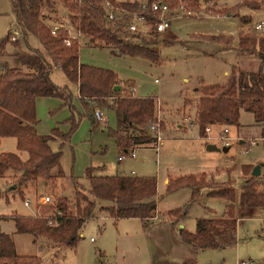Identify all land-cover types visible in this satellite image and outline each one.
Returning <instances> with one entry per match:
<instances>
[{"label":"rangeland","instance_id":"1","mask_svg":"<svg viewBox=\"0 0 264 264\" xmlns=\"http://www.w3.org/2000/svg\"><path fill=\"white\" fill-rule=\"evenodd\" d=\"M245 1L200 0L196 8L183 1L181 4L187 8L172 9L174 13L167 16L171 21L170 30L153 37L157 42L156 60L114 54L108 46L90 45L79 38L80 61L113 70L121 82L116 92L121 94V89L126 88L127 92L132 91L137 96L157 99V115L166 125L161 129L160 120L156 125L161 129L159 132L164 142L159 148L157 144V147L136 149L135 158L124 155L110 135V130L118 127L116 112L101 108L106 120L96 119L93 124L79 99L76 86L68 81L61 68L54 67L52 80L59 86L70 87L72 105L64 103L60 97H39L36 128L41 135H51L54 128H59L64 134L69 133L65 143L59 137L50 141L54 151L62 152L52 175L62 172L64 176L55 181L54 177L38 179L19 191L13 177L17 172L10 169L0 175V230L12 235L18 254L38 255L41 264H183L184 259L190 257H195L198 264H238L249 259L264 264V206L250 208L240 202L244 182L256 166H261V174L257 178L259 189L264 190L262 127L256 123L253 113L243 110L239 127L217 124L213 127L215 136L208 131L201 136L199 127L191 123L196 115L195 105L186 104L194 99L195 89L202 83H225L234 66L242 71L264 72V64L259 58L242 52L238 46L243 29L264 34V29H255L257 24L264 25V6L254 9L241 5ZM249 1L251 5L260 2ZM54 5L58 8V18L49 17L46 22L70 27L77 35L68 10L58 0ZM243 18H250L251 23L245 25ZM147 27L144 26L141 32L151 37ZM14 29L11 0H0V39ZM223 36L232 38L228 46L218 40ZM29 44L47 54L37 36L30 35ZM8 49L11 51L13 47L10 45ZM13 64H20L19 60L14 59ZM72 106L80 116L76 128L69 120ZM95 111L96 107L94 117ZM226 141L229 150L224 152L221 147ZM208 144H216L221 149L208 150ZM4 152L17 153L23 160L29 156L27 151L17 148V139L12 136L0 137V154ZM120 156L125 160L119 161ZM90 166L101 167L98 173L103 175H132L135 171L134 175L156 177L159 219L145 222L137 218L115 220L96 209L82 228L81 238L74 247L59 248L46 238L36 242L33 235L17 232L12 215L52 213L58 196L74 198L76 181L90 186L85 176ZM244 166L251 168L248 175L244 173ZM185 175H204L210 185L201 190L197 202L191 203L192 190L189 187L168 190L171 179ZM167 177L170 179L166 183ZM227 182H231L237 192V242L196 251L182 239L180 231H195L197 221L202 218L223 217L227 201L209 197L208 192L214 184ZM45 196H50L51 201L42 204ZM28 198L33 202L30 206L25 205ZM185 207H188L187 217L174 225L169 220L170 211Z\"/></svg>","mask_w":264,"mask_h":264},{"label":"trees","instance_id":"2","mask_svg":"<svg viewBox=\"0 0 264 264\" xmlns=\"http://www.w3.org/2000/svg\"><path fill=\"white\" fill-rule=\"evenodd\" d=\"M55 0H11L15 16V29L0 39V137L12 136L17 139V148L28 152L23 160L17 153L0 154V175L7 170L17 172L13 175L17 188L28 186L38 179L62 178L52 171L61 160L62 152L54 151L50 141L56 137L67 142L69 133H62L54 128L51 135H41L37 131L36 103L39 97H60L64 103L72 105V92L68 85L59 86L52 80L54 67L61 68L68 81L78 89V96L93 124L96 123L93 111L113 109L116 112L118 127L110 130L116 146L124 155H129L139 147L156 146L159 130L165 127V121L157 115V99L153 96L141 97L126 88L121 94L115 90L120 86L118 75L110 69L95 67L80 61L79 38L90 45L108 46L114 54L143 56L158 59L155 49L157 42L153 38L158 35L155 24L158 14L153 4L163 2L171 9L196 8L200 0H143L128 2L124 0H58L69 12L72 27L79 38H71L66 44L70 31L65 26H54L46 22L49 17L58 18ZM111 4V8L106 3ZM259 9L264 0L251 5L246 0L241 5ZM109 9L116 14L115 20L108 19ZM135 14L144 15L147 31L130 34L129 25ZM245 25L251 23L250 18H243ZM56 27V28H55ZM18 36L15 37V33ZM35 35L45 48L47 54L29 44V36ZM15 37V39H13ZM228 46L231 37H221ZM13 49L9 51L8 47ZM239 49L244 53L258 54L264 64V34L241 31L238 40ZM18 59V65L13 60ZM187 105L196 108L195 118L191 123L198 126L200 135L206 134L211 125L240 126L243 110L254 114L255 121L262 127L264 137V72L242 71L233 67L227 81L222 84L206 85L202 83L195 89L194 99ZM73 107V106H72ZM191 119V118H190ZM76 128L80 116L71 109L69 118ZM160 120L161 129L153 130L152 126ZM250 166H244L246 175ZM101 167L90 166L85 176L90 186L86 187L76 181L75 196L69 199L58 196L52 206V213L39 215L14 214L17 232L28 233L37 242L46 238L59 248L74 247L81 238L82 228L96 209L115 220L137 218L143 222L157 216V178L138 175H103L98 172ZM259 179L250 175L246 178L240 202L245 207L264 206V190L259 189ZM210 186L204 175H185L170 181L168 190L174 191L182 187L192 190L191 203L199 201L201 190ZM209 197H220L227 201L223 217L202 218L197 221L195 231L181 229L182 239L196 249L219 248L236 243L238 228L236 218L237 192L231 182L214 184L208 192ZM188 207L179 208L169 213V220L175 225L185 219ZM10 217V216H9ZM0 264H41L38 255H20L17 252L14 238L0 230ZM183 264H198L196 259H185Z\"/></svg>","mask_w":264,"mask_h":264},{"label":"built area","instance_id":"3","mask_svg":"<svg viewBox=\"0 0 264 264\" xmlns=\"http://www.w3.org/2000/svg\"><path fill=\"white\" fill-rule=\"evenodd\" d=\"M106 6L111 8V4L109 2L106 3ZM153 10L155 12H157V14H158V21L155 24L157 32L158 33H165L166 31L170 30L171 21H170V18H168L167 16L169 14L174 13V12L169 7V5L166 4V3H163V2H156V3L153 4ZM190 13L191 12L189 11V14ZM107 17L110 20H115L116 19V14L114 13V11L109 9ZM144 26H146V18H145V16L144 15L135 14L133 16V19H132L130 25H129V32H130V34H137L138 32H140L142 30V28ZM255 29H257V30L264 29V25L262 23L257 24L255 26ZM79 37H80L79 35L77 37H74V36L70 35V37L66 40V44H68V45L71 44V38H79ZM13 39H15V37H13ZM95 117H96V119L98 121L104 122L106 120V117L104 115L103 110L100 109L99 107L96 108ZM152 129L153 130L158 129L157 125L155 124L154 126H152ZM206 131H209V127L206 128ZM225 131L227 132V129ZM224 139H226V138L224 137ZM157 141H158V148H159L160 144L163 141V137L160 135V133H158V135H157ZM227 144H228V142L226 141L224 146H227ZM128 156H131V157L135 158V156H136L135 155V151L131 152ZM122 158H124V156L120 157V159H122ZM50 201H51V197L50 196H45V197L42 198V202L41 203L42 204H47ZM31 203H32V200L29 199V198L25 201V205L26 206H30ZM238 264H262V263H257L255 261L249 259V260L240 261Z\"/></svg>","mask_w":264,"mask_h":264},{"label":"crops","instance_id":"4","mask_svg":"<svg viewBox=\"0 0 264 264\" xmlns=\"http://www.w3.org/2000/svg\"><path fill=\"white\" fill-rule=\"evenodd\" d=\"M259 1H262V0H259ZM54 26H58V25H56V24H54ZM65 27H67V26H65ZM68 29H69V31H70V35L71 36H74V37H77L78 35H79V33H77V35L76 34H74V32H72L71 30V28L70 27H67ZM254 56H257L258 57V54L257 53H254L253 54ZM77 93H78V89H77ZM217 125V124H216ZM216 125H211V126H209V133L211 134V135H213V136H215V133H213V127H215ZM207 132V131H206ZM178 137H180V136H168V138H178ZM163 142H164V140L162 141V144H163ZM242 142H243V140H242ZM139 148H141V147H139ZM138 149V148H137ZM121 157V156H120ZM120 157H119V161H123V160H125V157L124 158H122V159H120ZM132 174H136L135 173V171H132ZM169 177H167L166 179H165V182L167 183L168 181H169ZM157 201H158V198H157ZM33 203V202H32ZM33 205V204H32ZM157 206H158V204H157ZM159 218H158V213H157V216H156V218H154V219H152V220H149V221H156V220H158ZM190 247H192L193 249H195L196 251H200V250H198V249H196L194 246H192V245H190V244H188ZM190 258H192V259H195V257H190ZM186 259H188V258H186ZM185 260V259H184ZM251 260H253V259H251ZM253 261H255V260H253ZM255 262H257V261H255ZM257 263H262V262H257ZM263 264V263H262Z\"/></svg>","mask_w":264,"mask_h":264},{"label":"water","instance_id":"5","mask_svg":"<svg viewBox=\"0 0 264 264\" xmlns=\"http://www.w3.org/2000/svg\"><path fill=\"white\" fill-rule=\"evenodd\" d=\"M120 86H116L115 90H118ZM222 150L224 152H227L229 150V146H223L221 147ZM219 146H217L216 144H208L207 149L208 150H219L221 149ZM261 174V166H256L253 171H252V175L253 176H259Z\"/></svg>","mask_w":264,"mask_h":264}]
</instances>
